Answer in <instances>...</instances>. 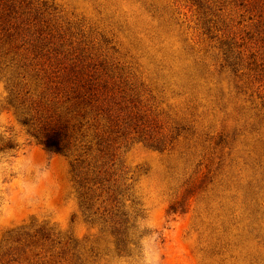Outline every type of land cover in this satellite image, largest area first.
<instances>
[{"label": "rangeland", "instance_id": "374dc122", "mask_svg": "<svg viewBox=\"0 0 264 264\" xmlns=\"http://www.w3.org/2000/svg\"><path fill=\"white\" fill-rule=\"evenodd\" d=\"M15 1L0 19V264H264V0ZM74 77L95 90L86 138L107 139L129 252L8 103L11 88L60 105Z\"/></svg>", "mask_w": 264, "mask_h": 264}, {"label": "trees", "instance_id": "16d2710c", "mask_svg": "<svg viewBox=\"0 0 264 264\" xmlns=\"http://www.w3.org/2000/svg\"><path fill=\"white\" fill-rule=\"evenodd\" d=\"M19 9L21 6L15 0H0L2 24L8 25V21L15 17ZM26 13L28 16L25 20L32 23L29 19L30 13ZM67 81V86L62 88L63 101L60 105L53 101L45 103L41 108H29L25 107V99L16 104L11 88L8 103L18 121L25 127L26 133L41 145L45 152L70 158L69 174L82 214L90 220L92 215H98L103 223L110 221V232L114 237L116 250L129 252L130 245L138 247V240L134 238V232L131 233L133 224L129 223L126 213L117 204L118 187H112L116 179L112 178L114 172L109 171L115 163L113 155L108 152L107 139L95 134L96 140L93 144L86 138L87 116L96 110L91 104L97 100L94 87L87 80L82 81L77 77ZM48 89L54 92L61 88L57 84L49 86L39 93L40 99L48 97ZM114 202L116 204H113ZM100 208L102 212L99 213ZM171 210L175 211L173 208ZM37 233L43 238H49L50 229L42 226Z\"/></svg>", "mask_w": 264, "mask_h": 264}]
</instances>
